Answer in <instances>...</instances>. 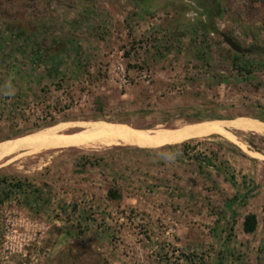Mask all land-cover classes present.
<instances>
[{
  "label": "rangeland",
  "instance_id": "1",
  "mask_svg": "<svg viewBox=\"0 0 264 264\" xmlns=\"http://www.w3.org/2000/svg\"><path fill=\"white\" fill-rule=\"evenodd\" d=\"M0 264H264V0H0Z\"/></svg>",
  "mask_w": 264,
  "mask_h": 264
},
{
  "label": "trees",
  "instance_id": "2",
  "mask_svg": "<svg viewBox=\"0 0 264 264\" xmlns=\"http://www.w3.org/2000/svg\"><path fill=\"white\" fill-rule=\"evenodd\" d=\"M34 34V33H33ZM35 35H29L27 37V41L30 43L29 45H24L23 43L21 44V49H18L22 54H26L27 56L31 57L32 63L37 64V63H42V62H51L53 65V68L56 69L58 65L61 64V54L62 53H67L69 51L68 45H73L72 41H67L66 47H63L62 49H58L57 51L52 50V56L46 57L42 51H39L38 47H34L32 44V39H34ZM20 40V39H19ZM19 43V41H18ZM19 45V44H18ZM35 46H37L36 43H34ZM46 57V58H45ZM239 61V55H237L235 62ZM3 183L6 184L10 190H22L23 188V183L22 182H13L8 181L6 178L3 179ZM109 196L112 197L113 199H119L120 195L115 192L114 190H111L109 192ZM238 200V197H235L233 201H231L230 206L235 204ZM258 228V218L255 214H248L243 223V231L245 234H254L257 231Z\"/></svg>",
  "mask_w": 264,
  "mask_h": 264
},
{
  "label": "bare ground",
  "instance_id": "3",
  "mask_svg": "<svg viewBox=\"0 0 264 264\" xmlns=\"http://www.w3.org/2000/svg\"><path fill=\"white\" fill-rule=\"evenodd\" d=\"M176 127V126H175ZM173 128H157V129H147L144 131L122 134L114 133L107 136H97L94 134H81L78 138L83 141H98L100 145L105 147L123 145V146H138L141 144L149 143L158 140L165 135L172 133ZM71 139V138H70Z\"/></svg>",
  "mask_w": 264,
  "mask_h": 264
},
{
  "label": "water",
  "instance_id": "4",
  "mask_svg": "<svg viewBox=\"0 0 264 264\" xmlns=\"http://www.w3.org/2000/svg\"><path fill=\"white\" fill-rule=\"evenodd\" d=\"M224 41L237 53L244 54L249 53L251 50L243 49L242 47L238 46L230 37L227 35H223Z\"/></svg>",
  "mask_w": 264,
  "mask_h": 264
},
{
  "label": "clouds",
  "instance_id": "5",
  "mask_svg": "<svg viewBox=\"0 0 264 264\" xmlns=\"http://www.w3.org/2000/svg\"><path fill=\"white\" fill-rule=\"evenodd\" d=\"M186 2H190V0H186ZM187 17L191 18L194 22L195 18L197 17L198 13L196 11H190L189 13L186 14ZM5 95H12L14 94L12 91H8L4 93Z\"/></svg>",
  "mask_w": 264,
  "mask_h": 264
}]
</instances>
